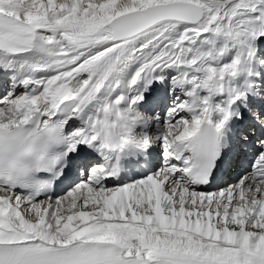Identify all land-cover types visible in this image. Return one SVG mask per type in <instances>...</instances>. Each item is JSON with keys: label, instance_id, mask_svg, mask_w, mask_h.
<instances>
[{"label": "snow or ice", "instance_id": "6c2138e0", "mask_svg": "<svg viewBox=\"0 0 264 264\" xmlns=\"http://www.w3.org/2000/svg\"><path fill=\"white\" fill-rule=\"evenodd\" d=\"M262 38L264 0H0V264H264Z\"/></svg>", "mask_w": 264, "mask_h": 264}, {"label": "bare ground", "instance_id": "6f19581e", "mask_svg": "<svg viewBox=\"0 0 264 264\" xmlns=\"http://www.w3.org/2000/svg\"><path fill=\"white\" fill-rule=\"evenodd\" d=\"M264 38H262V39H260V40H258V41H262ZM257 41V42H258ZM260 48V50L262 51V52H264V45H262L261 47H259Z\"/></svg>", "mask_w": 264, "mask_h": 264}]
</instances>
